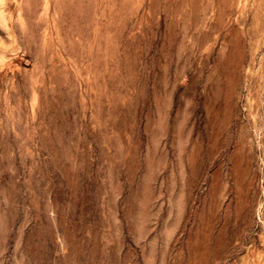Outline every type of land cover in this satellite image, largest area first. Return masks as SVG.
Returning <instances> with one entry per match:
<instances>
[{
  "label": "rangeland",
  "instance_id": "obj_1",
  "mask_svg": "<svg viewBox=\"0 0 264 264\" xmlns=\"http://www.w3.org/2000/svg\"><path fill=\"white\" fill-rule=\"evenodd\" d=\"M0 264H264V0H0Z\"/></svg>",
  "mask_w": 264,
  "mask_h": 264
}]
</instances>
